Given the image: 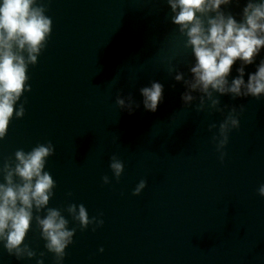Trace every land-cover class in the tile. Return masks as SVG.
I'll return each mask as SVG.
<instances>
[{"label":"clouds","instance_id":"9594fccd","mask_svg":"<svg viewBox=\"0 0 264 264\" xmlns=\"http://www.w3.org/2000/svg\"><path fill=\"white\" fill-rule=\"evenodd\" d=\"M167 4L171 23L183 38V50H190L194 58L188 66V78L178 70L180 61H169L167 71L174 74L175 81L184 84L186 90L181 100L185 109L209 115L224 114L227 110L219 125L215 122L208 125L209 132L218 129L212 142L223 162L230 133L240 127L245 106L222 105L220 97L264 99V59L245 80L246 66L254 64L264 49V0H167ZM233 6L240 8L237 14L231 11ZM46 11L40 0L0 2V141L7 136L13 117L20 119L25 115L24 104L18 109L16 105L25 92L31 91L29 66L37 64L52 32L53 22ZM237 61H240L237 75L229 80ZM140 93L145 110L155 112L163 99V85L153 82L150 87L141 88ZM116 104L129 112L139 107L131 97L126 102L117 96ZM54 154L55 146L49 141L27 152L18 149L14 160L0 162V245L17 260L35 259L36 264H45L44 258L50 253L55 264H62L66 249L73 243L76 228L69 227L61 209L49 207L56 181L45 167ZM109 168L118 181L124 172L123 161L112 155ZM102 181L111 182L107 175ZM146 185V180H140L132 194L140 195ZM258 194L264 198V184L258 188ZM63 211L81 230L89 225L94 226L93 231L103 226V219L90 217L84 204L69 203ZM41 212L45 214L42 216ZM33 220L46 252L37 253L25 243Z\"/></svg>","mask_w":264,"mask_h":264}]
</instances>
